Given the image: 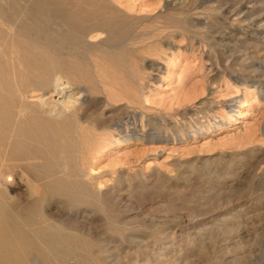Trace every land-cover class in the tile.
<instances>
[{"label": "rangeland", "instance_id": "374dc122", "mask_svg": "<svg viewBox=\"0 0 264 264\" xmlns=\"http://www.w3.org/2000/svg\"><path fill=\"white\" fill-rule=\"evenodd\" d=\"M119 1L143 20L133 22L138 29L151 33L112 53L73 50L67 73L75 89L86 91L80 124L89 134L92 170L70 176L75 170L69 165H53V172L29 179L34 188L23 194L61 237L55 240L62 248L54 255L58 261L53 255H38V261L264 264V71H251L264 68V0H232L222 12V34L207 37L187 31L177 10L148 18L157 0ZM251 21L261 31L257 46L244 49ZM156 40L175 44L170 68L169 52L141 48ZM108 55L117 57L110 62ZM153 59L146 66L144 60ZM40 93L31 91L29 99ZM46 97L57 101L60 95ZM231 98L243 100L236 123L199 136L224 115L217 103ZM17 113L25 117L28 111ZM135 131L142 139L111 144ZM189 131L195 138H186ZM25 160H19L23 168L34 158ZM34 161L29 169L37 167ZM1 178L13 185L4 193L18 192L11 176ZM244 219L253 226L248 232L240 226Z\"/></svg>", "mask_w": 264, "mask_h": 264}, {"label": "bare ground", "instance_id": "6f19581e", "mask_svg": "<svg viewBox=\"0 0 264 264\" xmlns=\"http://www.w3.org/2000/svg\"><path fill=\"white\" fill-rule=\"evenodd\" d=\"M121 4L119 0H0V264H41L38 255L54 257L62 251L55 241L61 238L55 232L56 227L36 216L30 195H24L23 191L34 188L29 179L49 170L53 172L50 169L53 165H69L75 170L69 171L70 176L92 170L89 166V134L80 124L86 91L74 88L67 71L73 64V50L86 48L112 53L135 45L137 40L151 33L145 28L138 29L139 26L133 22L143 20L134 17L130 13L131 8ZM231 4L232 0H157L148 18L154 14L155 17H163L177 10L186 17L187 31L201 37L221 35L222 12ZM233 11L228 13L233 14ZM210 13L214 16L212 22ZM248 24L251 30L247 35L249 39L241 45L244 49L257 46L256 39L261 31L252 21ZM123 38L125 41L120 42ZM175 47L172 41L156 40L141 48L158 54L169 52L166 67L170 68ZM116 57L106 56L110 62H114ZM149 60H144L146 66L155 64V59ZM262 69L255 67L251 71L258 73L264 71ZM31 91L41 93L30 100ZM48 93L58 94L60 98L50 101L46 97ZM144 100L147 101L148 97L145 96ZM242 102V98L218 102L225 108L224 115L221 120L205 126L199 136L220 132L236 123ZM19 108L28 111L25 117L18 115ZM195 136L193 131H189L186 138ZM139 138L142 139L135 131L110 141L117 146ZM25 158L39 159V163L33 160L37 167L29 169L33 163L31 160L32 163L29 161L26 165L30 166L23 168L19 160ZM3 173L14 179L18 192L4 193V189L13 185L3 182ZM21 179L27 181L20 183ZM217 221L222 219L219 217ZM248 221L251 222L244 219L240 225L244 232L253 227ZM106 251L112 253L110 249ZM53 261L57 262V257Z\"/></svg>", "mask_w": 264, "mask_h": 264}]
</instances>
